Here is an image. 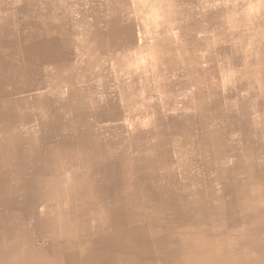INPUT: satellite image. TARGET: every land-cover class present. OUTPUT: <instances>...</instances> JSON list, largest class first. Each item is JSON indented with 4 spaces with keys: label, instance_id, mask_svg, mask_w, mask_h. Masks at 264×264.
<instances>
[{
    "label": "rangeland",
    "instance_id": "rangeland-1",
    "mask_svg": "<svg viewBox=\"0 0 264 264\" xmlns=\"http://www.w3.org/2000/svg\"><path fill=\"white\" fill-rule=\"evenodd\" d=\"M83 189L264 237V0H0V239L46 248Z\"/></svg>",
    "mask_w": 264,
    "mask_h": 264
},
{
    "label": "bare ground",
    "instance_id": "bare-ground-1",
    "mask_svg": "<svg viewBox=\"0 0 264 264\" xmlns=\"http://www.w3.org/2000/svg\"><path fill=\"white\" fill-rule=\"evenodd\" d=\"M134 164V161H128L121 170L127 187L119 200L125 202L138 200L133 194L129 197L135 179H143L146 184L143 177L146 167L139 164L136 173ZM144 188H140V195H145L146 191L141 193ZM73 198L80 203L78 209L72 207L67 218L63 215L55 219V224L47 225L54 233L51 236L71 235L72 232L79 234L77 240L64 243L49 240L46 248H32L22 247L12 236L1 237L0 264H264V237H256L253 232L250 236L240 237L234 229L225 231L206 221L158 232L159 225L140 214H132L118 201L112 208L103 210L99 218L93 217L94 223L89 230L90 225H85L84 197L76 191ZM141 233L145 234L139 236Z\"/></svg>",
    "mask_w": 264,
    "mask_h": 264
},
{
    "label": "crops",
    "instance_id": "crops-1",
    "mask_svg": "<svg viewBox=\"0 0 264 264\" xmlns=\"http://www.w3.org/2000/svg\"><path fill=\"white\" fill-rule=\"evenodd\" d=\"M83 145L87 147V145H85V144H83ZM102 145L103 144L94 145V142H92V152L95 153L98 149L101 150ZM78 191H77V194L81 193L82 197H84V203H85L84 207H86V209H87L86 210L87 215H85V217H86L85 225L89 224L90 225L89 230H91V224L94 223L93 217L99 218V215L102 213L103 210H105V209L108 210L109 208H112L114 205L109 206V207L104 206L102 198L95 191H90L88 194H87V191L84 189L79 191V192ZM71 192H72V190L64 191V193H62L58 198L55 197L57 199L53 198V200H52V205H53L52 211L47 216L46 224H51V223L55 224V219L61 217L60 213H58L57 211L55 212L54 209H55V204L58 203V201L62 199L63 195L67 199L66 203H65L66 205H68L70 202H73L72 205L69 207V210L68 209L65 210V213H64L65 217L67 218V214L70 212L72 207H73V209H75L74 207H75V204L77 203V200L75 198H73V193H71ZM118 198H119V195L117 196V200H118ZM79 205H80V203H79ZM79 205L76 207V209H78ZM72 218H73V216H72ZM78 238H79L78 233H72L71 232V235L51 236V238L49 240H59L62 243H64V242H74ZM54 242H57V241H54Z\"/></svg>",
    "mask_w": 264,
    "mask_h": 264
}]
</instances>
